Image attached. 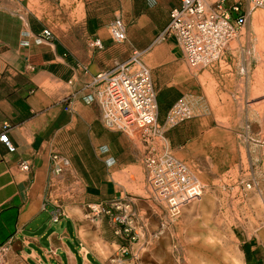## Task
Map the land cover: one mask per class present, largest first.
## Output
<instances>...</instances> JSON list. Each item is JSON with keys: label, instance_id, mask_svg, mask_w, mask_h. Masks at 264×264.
<instances>
[{"label": "crops", "instance_id": "1", "mask_svg": "<svg viewBox=\"0 0 264 264\" xmlns=\"http://www.w3.org/2000/svg\"><path fill=\"white\" fill-rule=\"evenodd\" d=\"M178 7L179 0H0V133L6 126L15 148L8 153L0 142V244L14 238L9 264H16L17 255L25 264H106L82 236L77 207L143 198L134 192L144 183L143 160L153 146L106 129L97 98L85 100L92 94L86 86L138 52L152 70L162 124L169 108L195 87L174 40L160 37ZM54 18L65 20L63 30L44 39ZM116 18L125 26L123 43L110 36ZM93 40L102 48H91ZM220 69L219 64L207 72L217 76ZM164 140L173 151L193 137L173 128ZM53 155L68 162L59 175L52 173ZM21 162L27 172L19 169ZM217 209L189 205L176 220L162 222L154 221L149 207L135 208V242L127 243L131 257L159 264L180 258L208 262L214 251L203 244L212 239L222 258L225 235L223 220L213 214ZM230 237L244 264H264V248L253 236Z\"/></svg>", "mask_w": 264, "mask_h": 264}, {"label": "rangeland", "instance_id": "2", "mask_svg": "<svg viewBox=\"0 0 264 264\" xmlns=\"http://www.w3.org/2000/svg\"><path fill=\"white\" fill-rule=\"evenodd\" d=\"M229 2L239 4V12L246 16L244 26L214 65L221 66L217 76L207 72L210 68L190 70L184 63L186 77L194 78V92L189 93L194 97V117L176 128L190 134L193 140L183 148L167 150L184 162L203 186L201 198L189 205H208L217 211L220 208L213 214L223 220L224 253L221 258L219 249H215L220 245L211 239L203 245L214 251L213 260L180 258L169 264H244L235 239L230 237L233 234L253 236L254 242L264 248V10L250 8L247 0ZM229 13L231 18L236 16ZM65 23L52 19L51 35L62 32ZM146 67L151 74V68ZM134 193L143 196L131 199L134 222L138 207L152 209L154 221L176 220L151 199L145 174L144 183ZM77 209L82 236L101 252L106 264H159L131 257L130 253L119 256L123 243L115 235L116 226L111 220L95 215L82 203Z\"/></svg>", "mask_w": 264, "mask_h": 264}, {"label": "built area", "instance_id": "3", "mask_svg": "<svg viewBox=\"0 0 264 264\" xmlns=\"http://www.w3.org/2000/svg\"><path fill=\"white\" fill-rule=\"evenodd\" d=\"M230 0H179V7L169 13V21L160 37L173 39L182 60L190 70L211 69L221 59L228 44L234 40L244 26L246 16L240 13L239 4L234 2L230 10L225 8ZM250 8L264 10V0H247ZM236 14L230 17L229 12ZM110 36L114 43L125 41V26L120 18L110 25ZM49 39V30L42 32ZM91 48H102L99 40L89 43ZM86 89L92 94L85 98L92 102L95 98L101 110L103 126L111 131L123 133L134 140L150 143L153 149L143 160L145 180L151 199L162 205L170 218L176 219L185 206L198 201L203 186L182 161L172 157L165 149L164 132L178 127L194 117V97L186 94L179 98L167 111L162 124L157 122L156 92L150 70L140 60V53L133 52L123 63L101 71L91 78ZM74 95L64 100L65 111H70ZM0 142L8 153L15 148L6 134V126L0 133ZM158 149V150H156ZM65 158L51 157L52 173L59 175L67 167ZM19 169L29 170L28 164L21 162ZM95 215L108 217L116 226L114 233L123 243L119 256L129 253L127 243L135 242L133 233L134 212L129 197H119L106 204L89 206ZM58 215L53 219L56 221ZM14 238L0 244V264H9L8 254L12 251ZM16 264H25L22 256H16Z\"/></svg>", "mask_w": 264, "mask_h": 264}, {"label": "bare ground", "instance_id": "4", "mask_svg": "<svg viewBox=\"0 0 264 264\" xmlns=\"http://www.w3.org/2000/svg\"><path fill=\"white\" fill-rule=\"evenodd\" d=\"M257 13H258V12H257ZM260 13H261V12H260ZM254 14H255V13H254ZM262 15H263V14H262ZM252 16H253V15H252ZM253 17H254V18H257L258 16H257V15H256V16L254 15ZM253 17H252V18H253ZM259 17H260V15H259ZM254 18H253V19H254ZM261 18H262V16H261ZM263 18H264V17H263ZM237 166H238V165H237Z\"/></svg>", "mask_w": 264, "mask_h": 264}, {"label": "trees", "instance_id": "5", "mask_svg": "<svg viewBox=\"0 0 264 264\" xmlns=\"http://www.w3.org/2000/svg\"><path fill=\"white\" fill-rule=\"evenodd\" d=\"M234 18V17H233Z\"/></svg>", "mask_w": 264, "mask_h": 264}]
</instances>
